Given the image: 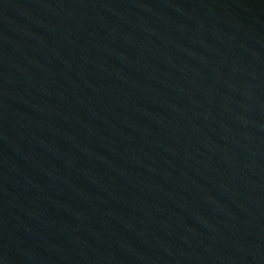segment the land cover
<instances>
[{
	"label": "water",
	"instance_id": "1",
	"mask_svg": "<svg viewBox=\"0 0 264 264\" xmlns=\"http://www.w3.org/2000/svg\"><path fill=\"white\" fill-rule=\"evenodd\" d=\"M0 264H264V0H0Z\"/></svg>",
	"mask_w": 264,
	"mask_h": 264
}]
</instances>
